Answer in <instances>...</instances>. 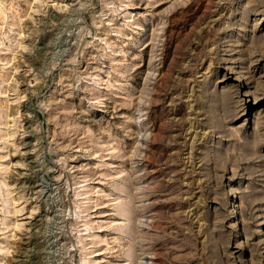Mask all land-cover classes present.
<instances>
[{"label": "rangeland", "instance_id": "rangeland-1", "mask_svg": "<svg viewBox=\"0 0 264 264\" xmlns=\"http://www.w3.org/2000/svg\"><path fill=\"white\" fill-rule=\"evenodd\" d=\"M0 264H264V0H0Z\"/></svg>", "mask_w": 264, "mask_h": 264}]
</instances>
